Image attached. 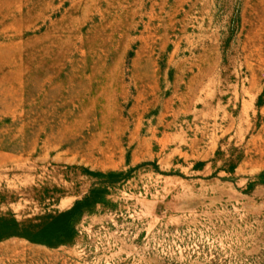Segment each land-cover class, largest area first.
Listing matches in <instances>:
<instances>
[{
  "label": "rangeland",
  "instance_id": "1",
  "mask_svg": "<svg viewBox=\"0 0 264 264\" xmlns=\"http://www.w3.org/2000/svg\"><path fill=\"white\" fill-rule=\"evenodd\" d=\"M0 264H264V0H0Z\"/></svg>",
  "mask_w": 264,
  "mask_h": 264
}]
</instances>
